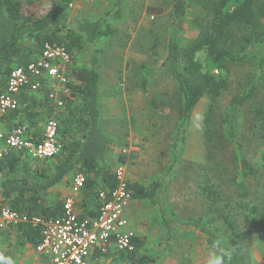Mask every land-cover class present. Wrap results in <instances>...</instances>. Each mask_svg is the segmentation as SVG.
Segmentation results:
<instances>
[{
  "label": "trees",
  "instance_id": "obj_1",
  "mask_svg": "<svg viewBox=\"0 0 264 264\" xmlns=\"http://www.w3.org/2000/svg\"><path fill=\"white\" fill-rule=\"evenodd\" d=\"M42 2L41 6L26 10L21 1L0 0V93L5 91L14 68L38 58L45 42H59L72 55L67 80L57 87L64 104L58 106L50 101L51 86L44 85L36 92L24 90L19 106L0 116V125L8 131L20 127L29 138L39 142L43 139L45 123L53 118L58 122V138L63 148L55 157L37 160L43 162L42 165H33L31 160L34 159L23 152L13 153L0 161V205L26 213L30 218L34 215L46 220L56 218L63 212L67 195L55 189L63 183L72 185L74 175L83 173L86 182L77 201V210L80 218H96L102 205L99 192L110 193L116 186V168L112 165L115 143L105 132L101 120L103 92L99 44L107 40L110 45L118 41L124 46L127 41L123 40L118 28L112 26L110 18L83 19L74 23L69 4L77 0ZM194 7H199L206 24L200 35L183 47L179 33L184 28L187 13ZM121 15L122 11L117 10L113 19L118 20ZM170 18L175 28L169 38L167 55L156 72L170 77L178 88L175 106L178 127L173 158L177 160V150L186 140L195 107L202 98H208L204 124L207 142L213 147L218 146V140L229 142L235 163L230 177L222 179L220 189L208 191L207 197L213 202L211 209H216L218 199L225 201L228 195L224 188L226 180L228 187L235 189L236 207L253 218L262 216L260 221L264 226V210L257 202L259 195L248 186L258 169L246 155L240 122L243 108L254 98L257 83L231 98L220 123L215 118L219 99L229 86V64H244L253 55H259L258 80L264 81V0H174ZM160 27L140 31L131 47L148 56H157L162 38ZM239 29L244 30L240 42L237 40ZM141 67L145 72L142 86L146 91L155 69L144 64ZM117 92L120 91H110L108 95ZM253 112L260 121L264 139V106L254 107ZM126 160V153L119 156L120 162ZM163 188L159 179L144 183L128 180L133 200H147L154 205H160ZM223 210H219L218 215L225 225L224 238H219L211 222L190 220L183 224L205 233L211 248L216 240L230 248L232 255L226 264H253L247 236L238 226L235 214ZM16 229L19 245L36 249L42 241V225L33 226L27 222ZM165 229L171 235L169 220H165ZM133 242V251L111 248L102 252L95 248L88 264H107L106 261H110L109 264H149L145 253L146 238L137 234ZM0 264H4L1 259Z\"/></svg>",
  "mask_w": 264,
  "mask_h": 264
},
{
  "label": "rangeland",
  "instance_id": "obj_2",
  "mask_svg": "<svg viewBox=\"0 0 264 264\" xmlns=\"http://www.w3.org/2000/svg\"><path fill=\"white\" fill-rule=\"evenodd\" d=\"M28 1L21 0L26 10L43 4L42 0ZM173 1L83 0L81 5L69 9L74 23L83 19L110 18L112 26L118 28L123 40L127 41L124 46L118 41L110 45L107 40L99 44L102 124L115 143L112 165L115 168L123 165L131 180L144 183L159 179L164 188L160 194V205L147 200H133L126 216L130 217L137 234L146 238L145 253L149 264H206L212 250L207 245V235L183 223L190 220L211 222L219 238H224L225 225L218 215V211L224 209V212L235 214L238 226L247 236L253 264H264L262 216L253 218L247 211L237 208L235 189L228 187L226 181L235 167L232 146L222 140H218L216 147L207 142L204 124L208 98H202L195 107L186 140L177 150V160L173 158L178 127L175 108L178 88L170 77L156 72L167 55L169 38L175 28L170 18ZM117 10L122 11L118 20L113 19ZM205 24L199 7L192 8L179 33L181 45L184 47L196 39ZM157 25L161 26L162 36L157 56H148L131 47L140 31ZM243 34L244 30L239 29V42ZM258 58L259 55H253L244 64H229V86L219 99L215 118L220 123L231 98L257 83L254 98L243 108L240 122L246 155L258 169L257 176L249 181L248 186L251 191H257V202L264 210V139L260 121L253 112L254 107L264 106V81L258 80ZM143 64L155 69L149 77L146 91L142 86L145 76ZM110 91L120 92L108 95ZM123 153L127 154V160L120 162L119 156ZM31 163L43 164L37 160H31ZM224 177L228 195L223 202L218 199L216 209L212 210L213 202L207 193L219 190ZM165 220L171 224V235L167 234ZM15 240L16 237L0 239V257L11 264H43L44 257L37 248L23 250ZM44 264L52 263L45 258Z\"/></svg>",
  "mask_w": 264,
  "mask_h": 264
},
{
  "label": "built area",
  "instance_id": "obj_3",
  "mask_svg": "<svg viewBox=\"0 0 264 264\" xmlns=\"http://www.w3.org/2000/svg\"><path fill=\"white\" fill-rule=\"evenodd\" d=\"M69 4V9L75 6ZM72 55L64 44L47 41L39 57L24 66L14 68L8 76L6 89L0 93V116L15 110L20 104L22 91H39L44 85L51 86L48 97L52 103L62 106L57 87L66 82L67 70ZM58 138V122L49 119L44 125L43 139L36 142L25 131L14 128L11 131L0 125V161L13 153H26L34 160H44L57 156L62 151ZM116 186L109 193L101 190V207L96 218H80L77 201L85 185L83 173H76L70 193L63 202V212L56 218L46 220L34 215L0 205V234L8 228H15L30 222L33 226L42 225V241L37 250L50 259L52 264H88L93 249L108 252L114 248L120 251H133L135 228L131 225L126 210L133 202L128 190V173L121 165L115 169Z\"/></svg>",
  "mask_w": 264,
  "mask_h": 264
},
{
  "label": "clouds",
  "instance_id": "obj_4",
  "mask_svg": "<svg viewBox=\"0 0 264 264\" xmlns=\"http://www.w3.org/2000/svg\"><path fill=\"white\" fill-rule=\"evenodd\" d=\"M231 255V249L224 247L220 240H216L208 254L206 264H226V261L231 259ZM7 264H11V262L9 261Z\"/></svg>",
  "mask_w": 264,
  "mask_h": 264
},
{
  "label": "crops",
  "instance_id": "obj_5",
  "mask_svg": "<svg viewBox=\"0 0 264 264\" xmlns=\"http://www.w3.org/2000/svg\"><path fill=\"white\" fill-rule=\"evenodd\" d=\"M17 1H21V0H17ZM83 0H77V2H75L76 4H75V6L76 5H81V2H82ZM40 54V53H39ZM101 120H102V109H101ZM44 129V128H43ZM70 189H71V185H66L65 183H63L62 185H59L55 190H58V191H64L63 193L65 194V195H68L69 193H70ZM129 219H130V217H129ZM17 227H15V228H8V229H6L5 231H3L1 234H0V239L1 238H7V239H10V238H12V237H16V240H15V242L16 243H18V241H17V236H18V230L16 229ZM18 245V244H17ZM19 246H21L20 248L21 249H23V250H25V248H30V247H25L24 245H19ZM32 249V248H31ZM41 254V253H40ZM42 255V254H41ZM43 256V255H42ZM44 257V259L45 258H47V257H45V256H43ZM0 259L4 262V264H7V260L6 259H3L2 257H0ZM43 259V258H42ZM44 259L42 260V263L44 264ZM49 259V258H48ZM50 260V259H49ZM51 262V261H50ZM52 263V262H51Z\"/></svg>",
  "mask_w": 264,
  "mask_h": 264
}]
</instances>
